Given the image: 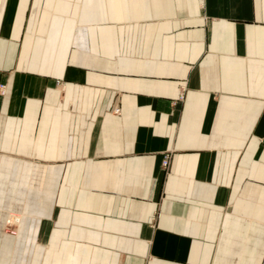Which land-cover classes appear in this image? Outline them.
I'll use <instances>...</instances> for the list:
<instances>
[{"label": "crops", "instance_id": "0c3cea01", "mask_svg": "<svg viewBox=\"0 0 264 264\" xmlns=\"http://www.w3.org/2000/svg\"><path fill=\"white\" fill-rule=\"evenodd\" d=\"M1 84L0 264H264V0H0Z\"/></svg>", "mask_w": 264, "mask_h": 264}, {"label": "built area", "instance_id": "2783aa9c", "mask_svg": "<svg viewBox=\"0 0 264 264\" xmlns=\"http://www.w3.org/2000/svg\"><path fill=\"white\" fill-rule=\"evenodd\" d=\"M0 92H1L2 94L5 93V85H4V84H1V85H0ZM163 164H164V165H167V164H168L167 159H165V160L163 161ZM12 233H14V231H12Z\"/></svg>", "mask_w": 264, "mask_h": 264}, {"label": "rangeland", "instance_id": "374dc122", "mask_svg": "<svg viewBox=\"0 0 264 264\" xmlns=\"http://www.w3.org/2000/svg\"><path fill=\"white\" fill-rule=\"evenodd\" d=\"M8 222H11L10 218ZM6 230H8L9 233H11L12 231H15L14 225L8 224L6 227Z\"/></svg>", "mask_w": 264, "mask_h": 264}, {"label": "bare ground", "instance_id": "6f19581e", "mask_svg": "<svg viewBox=\"0 0 264 264\" xmlns=\"http://www.w3.org/2000/svg\"><path fill=\"white\" fill-rule=\"evenodd\" d=\"M14 219H15V217H14Z\"/></svg>", "mask_w": 264, "mask_h": 264}]
</instances>
